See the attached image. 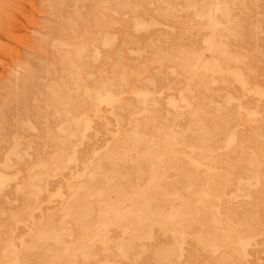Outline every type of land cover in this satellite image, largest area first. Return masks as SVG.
Segmentation results:
<instances>
[{"label": "rangeland", "instance_id": "1", "mask_svg": "<svg viewBox=\"0 0 264 264\" xmlns=\"http://www.w3.org/2000/svg\"><path fill=\"white\" fill-rule=\"evenodd\" d=\"M0 264H264V0H0Z\"/></svg>", "mask_w": 264, "mask_h": 264}, {"label": "bare ground", "instance_id": "2", "mask_svg": "<svg viewBox=\"0 0 264 264\" xmlns=\"http://www.w3.org/2000/svg\"><path fill=\"white\" fill-rule=\"evenodd\" d=\"M211 58H212V57H211ZM162 134H163V133H162ZM160 135H161V134H160ZM167 136H168V135H167ZM199 157H200V156H199ZM54 173H55V172H54ZM189 210H190V209H189ZM185 213H186V212H185ZM188 214H189V213H188ZM146 215H147V214H146ZM146 215H145V216H146ZM151 217H152V216H151ZM144 218H145V217H144ZM146 219H147V218H146ZM153 220H154V219H153ZM181 220H182V219H181ZM138 221L140 222L139 219H138ZM146 222H147V221H146ZM146 222H145V223H146ZM150 222H152V221H150ZM155 222H156V221H155ZM145 223H143V224H145ZM138 224H139V223H138ZM141 224H142V223H141ZM143 224H142V225H143Z\"/></svg>", "mask_w": 264, "mask_h": 264}]
</instances>
